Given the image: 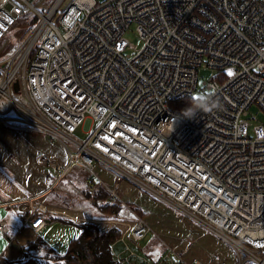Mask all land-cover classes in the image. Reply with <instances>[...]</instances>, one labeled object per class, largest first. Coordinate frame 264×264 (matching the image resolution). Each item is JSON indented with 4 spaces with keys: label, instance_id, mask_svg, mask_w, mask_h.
Masks as SVG:
<instances>
[{
    "label": "built area",
    "instance_id": "obj_1",
    "mask_svg": "<svg viewBox=\"0 0 264 264\" xmlns=\"http://www.w3.org/2000/svg\"><path fill=\"white\" fill-rule=\"evenodd\" d=\"M32 1L0 0V38L27 10L37 18L0 60V124L61 144L66 160L39 156L55 177L39 196L14 201L28 212L23 226L38 232L46 225L36 212L79 166L89 175V193L104 187L107 202L128 206L125 188H138L211 231L232 248L237 264H264V123L249 135L250 107L264 110V0H71L59 14L64 0L47 11L39 8L44 0ZM132 25L142 41L135 54L127 52L125 36ZM202 67L233 72L202 82L222 107L188 118L171 102L194 94ZM16 79L26 103L14 97ZM44 89L49 98L38 101L34 93ZM85 118L94 124L81 141L72 134ZM99 161L112 183L99 174ZM150 231L136 215L134 226L121 231L115 258L227 264L219 254L209 263H187L171 247L157 260L147 258L132 245ZM0 234L8 244L16 237L5 220Z\"/></svg>",
    "mask_w": 264,
    "mask_h": 264
},
{
    "label": "crops",
    "instance_id": "obj_2",
    "mask_svg": "<svg viewBox=\"0 0 264 264\" xmlns=\"http://www.w3.org/2000/svg\"><path fill=\"white\" fill-rule=\"evenodd\" d=\"M48 146L53 148V142L42 135L0 124V220H5L10 233L16 236L14 241L8 244V237L0 234V264H67L55 258L63 254L68 241L74 238L70 235L75 232L74 223L91 221L97 223L101 229L117 226L121 231L134 226L135 221L91 220L82 210L48 204L46 200L54 189L47 193L43 200L44 208L39 210L46 225L38 232L23 226L28 212L14 201L24 196H39L47 190L55 177L54 170L41 164L39 156L46 154L59 162L66 160V153L53 154ZM80 169L84 170L81 167ZM71 171L76 172L73 169ZM99 174L107 182L112 183L111 172L104 170ZM125 191L126 196L131 193L133 198L138 199L146 211L154 210V214L149 213L146 216L151 231L140 241L141 244H131L139 254L157 260L166 252L167 247H171L187 263L194 260L209 263L214 254H219L227 258V264H237L232 248L206 228L211 234L202 232V225L199 223L183 214L188 220L173 215L166 208L160 207L158 202L152 201L149 194L145 195L146 192L140 193L138 189L128 186ZM5 202H11V205L8 206ZM53 230L60 234L58 242L50 238ZM150 233L154 236L148 241ZM35 240L42 243L31 245L30 243ZM122 249L121 240L112 245L113 254L121 252ZM174 263H178L176 257Z\"/></svg>",
    "mask_w": 264,
    "mask_h": 264
},
{
    "label": "rangeland",
    "instance_id": "obj_3",
    "mask_svg": "<svg viewBox=\"0 0 264 264\" xmlns=\"http://www.w3.org/2000/svg\"><path fill=\"white\" fill-rule=\"evenodd\" d=\"M33 0L32 2H34ZM53 0H46L44 3L39 5V8L43 11L48 10L49 6H51V2ZM60 11L58 12V14ZM35 24L34 22V16L30 10H27L26 13L22 16H20L8 29V31L0 38V60L8 57L16 48L20 46V44L26 39L28 34L31 32L32 28L34 27L33 25ZM126 38L129 41V47L127 48V52L130 54H135L138 52L142 46V41L139 37L138 32L136 31L135 25H132L128 31L125 34ZM42 40V38H40ZM233 69L228 68L226 69L223 73L225 76L228 74L229 76L232 73ZM222 73L218 72L217 70H212L210 68L202 67L198 70V86L197 90L194 92L193 95H196L198 93L203 92L201 90L202 87V82L203 80H209L211 78H218ZM225 73V74H224ZM21 77V75L19 76ZM192 95V96H193ZM14 97L18 100L21 101L22 103H26V96L24 93V90H20L19 93H14ZM0 107H2V102H0ZM250 112V126H249V135H253V127L255 125L264 123V110L259 108L256 105H253L249 109ZM93 121L89 118H85V120L78 126V128L75 130V132L72 134L75 138L78 140L83 141L88 135L89 131L91 130ZM95 124H97V121H95ZM52 151L53 154L56 155H62L65 153L64 148L61 146V144L57 142H53V148L48 146ZM51 160H55L53 157L49 156ZM105 165L102 162H98L96 165V168L98 169V172H103L105 170ZM74 171H70L68 174L64 176V178L57 184V186L54 188V191L49 194L51 202H48V204L52 205H59L63 207H69V208H74L78 210H82L85 214L86 217L91 219V220H96L100 219L98 218L100 216L98 210L91 205L92 199L91 198H85L86 197V188H85V178L88 177L87 172L80 169L79 166H75L73 168ZM138 189V188H136ZM67 190V191H66ZM140 193H143L144 191L138 189ZM69 192V193H66ZM145 193V192H144ZM145 195H148V193H145ZM150 198L154 202H158V205L160 207L166 208V210L170 213H172L175 216H180L183 219L188 220L186 217L182 215V213L170 205L169 203L159 200L157 197L149 194ZM127 199V205L125 206L124 211L122 212V217L121 219H116L118 221L123 220L124 222L129 221L133 222L136 219V215L143 217L146 220V216L150 214H154L153 211H146L145 207L138 202V199L132 197L131 193L126 196ZM49 200V201H50ZM54 200V201H52ZM163 204V205H161ZM165 202V203H164ZM72 205V206H68ZM149 210V209H148ZM157 211H159L157 209ZM158 214V213H156ZM104 219V218H101ZM97 225V223H95ZM73 225V224H70ZM75 232L73 234H70L71 237H77L80 233L79 228L76 225H73ZM99 226V225H98ZM100 227V226H99ZM101 228V227H100ZM201 229L203 230L205 234H211L208 232L205 228L201 226ZM70 230V229H68ZM69 232V231H68ZM213 235V234H212ZM154 235L150 233V235L147 237V240L152 238ZM70 237V238H71ZM50 238L54 240L55 242H58L60 238L59 232H55L54 230L50 234ZM149 239V240H150ZM71 240V239H70ZM69 240V241H70ZM148 240V241H149ZM68 241V243H69ZM67 243V245H68ZM140 243V242H139ZM141 244V243H140ZM67 247H65L63 253L67 250Z\"/></svg>",
    "mask_w": 264,
    "mask_h": 264
},
{
    "label": "trees",
    "instance_id": "obj_4",
    "mask_svg": "<svg viewBox=\"0 0 264 264\" xmlns=\"http://www.w3.org/2000/svg\"><path fill=\"white\" fill-rule=\"evenodd\" d=\"M36 20L37 18L34 17V22H36ZM32 57L33 54L31 58ZM191 97L192 96H186L171 102L172 108L175 111L183 113L186 108L190 107L189 100ZM88 178L89 175L85 178V184ZM86 194L85 198H91V205L98 210L100 214L98 218L121 219L124 217L122 212L124 211L125 206L119 202H107V191L104 187H100L92 194L86 191ZM49 200L50 198L46 200V203L51 202V200ZM35 215H40V212L37 211ZM74 225L79 228L80 233L77 237H74L69 241L67 250L62 255L55 258L57 261H63L67 264H122L115 258L112 252V245L121 235L120 228L112 226L107 229H101L91 221L74 223ZM40 243H42V241L35 240L30 244L40 245Z\"/></svg>",
    "mask_w": 264,
    "mask_h": 264
},
{
    "label": "clouds",
    "instance_id": "obj_5",
    "mask_svg": "<svg viewBox=\"0 0 264 264\" xmlns=\"http://www.w3.org/2000/svg\"><path fill=\"white\" fill-rule=\"evenodd\" d=\"M34 97L38 101H44L49 98V93L47 89H44L43 91L38 90L36 93H34ZM189 103L190 107L186 108L182 113L183 116L188 118L194 117L197 112L212 111L214 108L219 109L222 107L219 101L215 99L212 94L207 92H201L193 95L190 98Z\"/></svg>",
    "mask_w": 264,
    "mask_h": 264
},
{
    "label": "bare ground",
    "instance_id": "obj_6",
    "mask_svg": "<svg viewBox=\"0 0 264 264\" xmlns=\"http://www.w3.org/2000/svg\"><path fill=\"white\" fill-rule=\"evenodd\" d=\"M44 1H46V0H44ZM55 1L56 0H53L51 3V6L55 3ZM70 2H71V0H64V1H62L61 3H60V5H59V7L56 9V13H58L59 11L61 12L62 10H64V9H66L68 6H69V4H70ZM44 3V2H43ZM51 6H49V8L51 7ZM48 8V9H49ZM47 11V10H46ZM226 244V243H225ZM168 248V247H167Z\"/></svg>",
    "mask_w": 264,
    "mask_h": 264
},
{
    "label": "water",
    "instance_id": "obj_7",
    "mask_svg": "<svg viewBox=\"0 0 264 264\" xmlns=\"http://www.w3.org/2000/svg\"><path fill=\"white\" fill-rule=\"evenodd\" d=\"M13 90L14 92L18 93L20 91V82L18 79L15 80L13 84Z\"/></svg>",
    "mask_w": 264,
    "mask_h": 264
},
{
    "label": "snow or ice",
    "instance_id": "obj_8",
    "mask_svg": "<svg viewBox=\"0 0 264 264\" xmlns=\"http://www.w3.org/2000/svg\"><path fill=\"white\" fill-rule=\"evenodd\" d=\"M229 74H231V73H229Z\"/></svg>",
    "mask_w": 264,
    "mask_h": 264
}]
</instances>
